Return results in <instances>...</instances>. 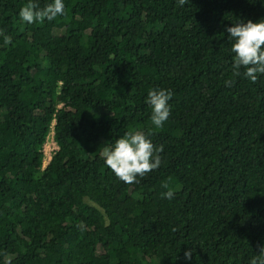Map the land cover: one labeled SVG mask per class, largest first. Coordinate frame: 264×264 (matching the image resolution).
Returning a JSON list of instances; mask_svg holds the SVG:
<instances>
[{"label": "trees", "instance_id": "16d2710c", "mask_svg": "<svg viewBox=\"0 0 264 264\" xmlns=\"http://www.w3.org/2000/svg\"><path fill=\"white\" fill-rule=\"evenodd\" d=\"M27 2L0 0V264H249L264 245V75L233 77L225 29L264 19V0H63L33 24ZM135 131L162 163L126 184L102 151Z\"/></svg>", "mask_w": 264, "mask_h": 264}, {"label": "clouds", "instance_id": "9594fccd", "mask_svg": "<svg viewBox=\"0 0 264 264\" xmlns=\"http://www.w3.org/2000/svg\"><path fill=\"white\" fill-rule=\"evenodd\" d=\"M188 0H177L179 6H184ZM65 5L63 0H51L40 6L38 0H28L19 11L22 21L33 24L45 20L52 21L64 15ZM226 32L233 41L231 51L234 54L232 62V75L245 78L255 83L258 75H264V19L258 22L248 20L238 21ZM7 40V38H6ZM243 70V71H241ZM235 83L234 79L225 81L227 87ZM172 92L166 89H152L148 92L147 103L152 108L151 122L160 128L170 116L169 100ZM164 146L156 147L152 140L142 131L127 132L116 139L111 146L104 147L102 156L107 167L126 184L139 183L137 177L143 178L146 174L158 169L162 163ZM166 189L162 195L167 199L173 198V190L167 182L162 184ZM195 249L184 252L186 261L192 259ZM249 264H264V245L259 246L257 254Z\"/></svg>", "mask_w": 264, "mask_h": 264}, {"label": "built area", "instance_id": "2783aa9c", "mask_svg": "<svg viewBox=\"0 0 264 264\" xmlns=\"http://www.w3.org/2000/svg\"><path fill=\"white\" fill-rule=\"evenodd\" d=\"M53 125L54 124H52L50 132H49V134L47 136L46 142H45V144L43 146V166H42V169L45 168L49 164V162L51 161L53 155L58 150V146H57V144H56V142L54 140ZM49 137L52 138V147L49 148V146H48V148H46V144H47V142L49 140Z\"/></svg>", "mask_w": 264, "mask_h": 264}, {"label": "rangeland", "instance_id": "374dc122", "mask_svg": "<svg viewBox=\"0 0 264 264\" xmlns=\"http://www.w3.org/2000/svg\"><path fill=\"white\" fill-rule=\"evenodd\" d=\"M48 146H49V148L52 147V138L51 137H49V140L46 144V148H48Z\"/></svg>", "mask_w": 264, "mask_h": 264}]
</instances>
